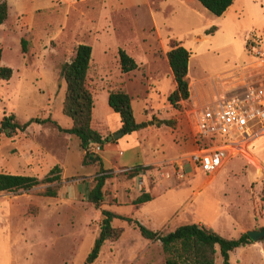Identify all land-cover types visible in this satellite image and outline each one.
Listing matches in <instances>:
<instances>
[{"label": "rangeland", "instance_id": "374dc122", "mask_svg": "<svg viewBox=\"0 0 264 264\" xmlns=\"http://www.w3.org/2000/svg\"><path fill=\"white\" fill-rule=\"evenodd\" d=\"M4 1L8 16L0 25V66L10 67L12 75L0 79V120L13 115L20 123L32 122L0 136V171L42 179L58 165L61 182L55 197L42 194L47 183L0 192V264H164L160 243L120 219L112 220L123 228L119 238L106 241L87 263L102 209L163 233L193 222L226 238L264 228V129L240 139L215 173L193 168L187 157L197 146L193 104L213 87L229 91L264 73V0H235L220 16L197 0ZM80 43L92 48L86 78L93 97L91 124L108 135L84 163L78 137L63 131L71 119L62 113L65 83L59 73ZM175 44L190 53L189 96L171 104L167 96L175 82L163 52ZM251 45L263 54L255 55ZM119 48L139 63L136 71L121 72ZM127 80L136 121L145 118L149 128L160 127L157 135L149 134L151 129L117 132L118 114L107 96ZM162 159L135 177L125 172ZM100 168L108 177L94 206L87 195ZM142 192L152 199L134 210L132 201ZM229 263L264 264V239L234 249ZM215 264H222L218 251Z\"/></svg>", "mask_w": 264, "mask_h": 264}, {"label": "trees", "instance_id": "16d2710c", "mask_svg": "<svg viewBox=\"0 0 264 264\" xmlns=\"http://www.w3.org/2000/svg\"><path fill=\"white\" fill-rule=\"evenodd\" d=\"M201 6L216 16L222 15L233 3V0H197ZM8 16L6 1L0 0V25ZM212 31L214 28H210ZM211 31L206 30V34ZM25 41L21 40V50H25ZM92 48L88 44L80 43L76 46L73 57L60 65L59 73L64 80V99L62 113L69 116L71 125L63 129L64 132L75 135L80 141V147L85 152L82 162H85L87 149L92 144L102 145L108 140V135L103 137L91 124L93 97L86 85L87 72L90 65ZM2 50L0 48V57ZM190 53L182 45L175 44L166 52L168 65L175 82V89L167 96L171 104L185 100L189 96L188 61ZM118 62L122 73L137 68V63L124 49H118ZM12 75L10 67L0 66V79L8 80ZM108 106L118 114L120 126L117 130L122 134L135 132L147 125L146 122L135 120L129 94L121 89L110 90L107 96ZM32 122L29 120L20 123L13 115H3L0 120V136H10L17 130H25ZM211 142L207 143L209 147ZM150 165H137L128 169L129 177H135L144 170L151 169ZM60 167L54 165L42 179L26 174H13L0 171V192L28 191L40 184L47 183L43 195L57 196V190L61 182ZM108 174L100 168V172L94 177V185L88 191L87 199L94 206H98L103 198V185ZM152 196L148 192H142L133 201V209L137 210ZM101 223L99 232L93 246L86 257V262H93L106 241L116 240L123 232V228L112 225L113 219H120L133 226L139 234L150 241H158L163 253L164 264H215L216 252L221 258L222 264L229 263V253L234 249L250 244L252 240L244 232L237 238L221 236L211 227L198 223L181 224L173 230L163 233L146 228L138 220L131 216L115 213L111 210H101Z\"/></svg>", "mask_w": 264, "mask_h": 264}, {"label": "built area", "instance_id": "2783aa9c", "mask_svg": "<svg viewBox=\"0 0 264 264\" xmlns=\"http://www.w3.org/2000/svg\"><path fill=\"white\" fill-rule=\"evenodd\" d=\"M252 46V45H251ZM259 45L252 46L255 55H262ZM196 149L187 156L193 168L204 174L215 173L229 157L235 144L248 135L264 129V73L252 76L229 91L214 92L191 109ZM218 138H223L218 141ZM211 142L200 147V140ZM101 145L92 143L87 152L97 154Z\"/></svg>", "mask_w": 264, "mask_h": 264}, {"label": "crops", "instance_id": "0c3cea01", "mask_svg": "<svg viewBox=\"0 0 264 264\" xmlns=\"http://www.w3.org/2000/svg\"><path fill=\"white\" fill-rule=\"evenodd\" d=\"M235 0H233V2H234ZM233 5V3L227 8V9H229V8H231V6ZM226 9V10H227ZM225 10V11H226ZM171 47H169L167 50H165L164 52H163V57H164V59L166 60V62H167V58H166V52L170 49ZM154 55L155 54H153L152 53V57H154ZM132 57V56H131ZM160 57V56H159ZM137 63V62H136ZM137 66L139 67L140 65H139V63H137ZM170 68V67H169ZM132 71H136V68L134 69V70H132ZM170 71H171V69H170ZM130 72V71H129ZM128 73V72H127ZM172 73V72H171ZM148 74V73H147ZM149 76V75H148ZM173 76V75H172ZM187 76H189V70H188V73H187ZM132 77H133V75H132ZM126 79H128V77H126ZM128 82H130V80H127V83L125 84L124 83V85L122 86V88L121 89H123V90H125L128 94H129V92L127 91V89L125 88V86H127L128 87V89H131V86L132 85H128ZM134 85H133V89L135 90V89H137V88H139V83H137V82H134L133 83ZM218 88H214L213 87V93L214 92H217V93H221L222 92V90L221 91H219V90H217ZM212 93V94H213ZM212 94H210V95H212ZM209 95V96H210ZM130 96V95H129ZM208 96V97H209ZM136 97V96H135ZM208 97H205L204 96V98H208ZM131 98V101H132V97H130ZM131 105H132V103H131ZM145 116V115H144ZM136 120V119H135ZM144 122H147V120L144 118V120H143ZM140 122H142V121H140ZM117 127H116V129H118L119 128V126H120V122H119V117H118V120H117ZM150 126L149 125H147L146 127H144V128H141V129H139V130H137V131H135V132H138V131H143V130H148V129H151V131L149 132V134H153V131L155 132V135H157L158 134V132L160 131V127H156L155 129H153V128H149ZM193 130H194V128H193ZM193 134H194V131H193ZM103 145V144H102ZM100 156V155H99ZM101 157V156H100ZM164 161V159H162V160H154V161H152V162H146V163H143V164H141V165H150V166H153L154 164H156V163H161V162H163ZM149 202V201H148ZM114 212V211H113ZM115 213H117V212H115ZM118 214H120V213H118ZM123 215V214H122ZM195 223V222H194ZM198 224H200V223H198ZM177 227V226H176Z\"/></svg>", "mask_w": 264, "mask_h": 264}, {"label": "water", "instance_id": "95a60500", "mask_svg": "<svg viewBox=\"0 0 264 264\" xmlns=\"http://www.w3.org/2000/svg\"><path fill=\"white\" fill-rule=\"evenodd\" d=\"M120 132V131H118ZM122 132H120L119 134L121 135ZM245 233L249 236V238L252 241H260L262 239H264V228L261 229H250L245 231Z\"/></svg>", "mask_w": 264, "mask_h": 264}]
</instances>
